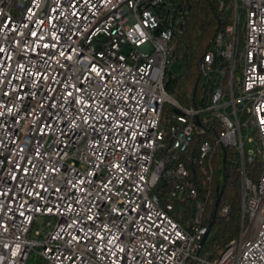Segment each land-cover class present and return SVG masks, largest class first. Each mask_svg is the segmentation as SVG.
<instances>
[{
  "label": "built area",
  "instance_id": "obj_1",
  "mask_svg": "<svg viewBox=\"0 0 264 264\" xmlns=\"http://www.w3.org/2000/svg\"><path fill=\"white\" fill-rule=\"evenodd\" d=\"M231 12L187 106L166 88L185 0H0V264H264V0ZM214 144L241 228L212 250Z\"/></svg>",
  "mask_w": 264,
  "mask_h": 264
},
{
  "label": "trees",
  "instance_id": "obj_2",
  "mask_svg": "<svg viewBox=\"0 0 264 264\" xmlns=\"http://www.w3.org/2000/svg\"><path fill=\"white\" fill-rule=\"evenodd\" d=\"M231 3L232 0H185L187 20L176 44V63L179 73L166 83L167 90L183 105L190 106L198 103L204 87L198 63L202 56L213 48L216 34L231 22ZM170 109L166 105L163 112L166 124L171 122L169 120ZM206 138L205 135L197 136L198 141ZM235 153L236 150L233 147L223 148L219 144H214V176L210 184L212 201L204 214L205 223L209 225L211 221V213L214 209L218 188L222 187L224 174L226 175V185L218 208L227 203L230 206V212L227 216H216L211 226L206 245L212 250L225 246L238 235L241 228L240 175L233 161ZM247 167L253 179L258 176L262 168L259 160L248 163ZM202 188L203 184H201ZM184 203L189 205L187 202ZM188 212L186 216L191 215ZM177 218L184 221V217Z\"/></svg>",
  "mask_w": 264,
  "mask_h": 264
},
{
  "label": "water",
  "instance_id": "obj_3",
  "mask_svg": "<svg viewBox=\"0 0 264 264\" xmlns=\"http://www.w3.org/2000/svg\"><path fill=\"white\" fill-rule=\"evenodd\" d=\"M176 112H179V111L176 110ZM224 166L226 167V161L225 160H224ZM225 185H226V175L224 174V176H223V184H222L221 188H218V194H217V197H216V200H215L214 209H213V211L211 213V221L209 223V231L211 229L212 224L214 223V220L216 219L217 208H218V205H219V202H220V199H221V195L223 193V189H224ZM206 236H205V238H206Z\"/></svg>",
  "mask_w": 264,
  "mask_h": 264
},
{
  "label": "rangeland",
  "instance_id": "obj_4",
  "mask_svg": "<svg viewBox=\"0 0 264 264\" xmlns=\"http://www.w3.org/2000/svg\"><path fill=\"white\" fill-rule=\"evenodd\" d=\"M172 69H173L174 73H176V74L179 73V68H178L177 63L174 64V65L172 66ZM208 205H209V204H208ZM208 205H207V206H208ZM206 208H207V207H206ZM204 214H205V213H204ZM217 216H218V213H217ZM30 263H31V264H35V256H34V255H32V257H31V259H30Z\"/></svg>",
  "mask_w": 264,
  "mask_h": 264
},
{
  "label": "snow or ice",
  "instance_id": "obj_5",
  "mask_svg": "<svg viewBox=\"0 0 264 264\" xmlns=\"http://www.w3.org/2000/svg\"><path fill=\"white\" fill-rule=\"evenodd\" d=\"M34 34V33H33Z\"/></svg>",
  "mask_w": 264,
  "mask_h": 264
}]
</instances>
